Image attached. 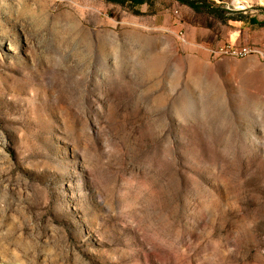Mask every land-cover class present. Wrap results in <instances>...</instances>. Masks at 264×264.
I'll return each instance as SVG.
<instances>
[{"label": "rangeland", "instance_id": "obj_1", "mask_svg": "<svg viewBox=\"0 0 264 264\" xmlns=\"http://www.w3.org/2000/svg\"><path fill=\"white\" fill-rule=\"evenodd\" d=\"M206 1L0 0V264H264V0Z\"/></svg>", "mask_w": 264, "mask_h": 264}, {"label": "trees", "instance_id": "obj_2", "mask_svg": "<svg viewBox=\"0 0 264 264\" xmlns=\"http://www.w3.org/2000/svg\"><path fill=\"white\" fill-rule=\"evenodd\" d=\"M112 1H119V2H130L134 5H141L146 3L149 0H112ZM179 2L183 4H187L193 9L200 10L202 8L207 9L208 11L213 12L212 7L208 4V2L205 0L204 2H199L197 0H178Z\"/></svg>", "mask_w": 264, "mask_h": 264}, {"label": "bare ground", "instance_id": "obj_3", "mask_svg": "<svg viewBox=\"0 0 264 264\" xmlns=\"http://www.w3.org/2000/svg\"><path fill=\"white\" fill-rule=\"evenodd\" d=\"M225 50H226V52L232 53L233 55L239 53V50L233 45H228ZM242 51H243V49H242ZM244 53H246V52H244Z\"/></svg>", "mask_w": 264, "mask_h": 264}, {"label": "built area", "instance_id": "obj_4", "mask_svg": "<svg viewBox=\"0 0 264 264\" xmlns=\"http://www.w3.org/2000/svg\"><path fill=\"white\" fill-rule=\"evenodd\" d=\"M235 46H237V45H235Z\"/></svg>", "mask_w": 264, "mask_h": 264}]
</instances>
